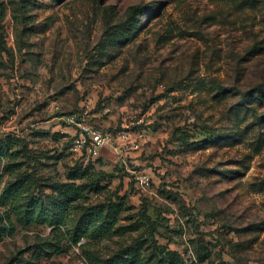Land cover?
Returning a JSON list of instances; mask_svg holds the SVG:
<instances>
[{
	"label": "rangeland",
	"instance_id": "374dc122",
	"mask_svg": "<svg viewBox=\"0 0 264 264\" xmlns=\"http://www.w3.org/2000/svg\"><path fill=\"white\" fill-rule=\"evenodd\" d=\"M1 2L0 137L20 138L46 192L77 168L103 176L88 203H122L126 234L75 244L15 221L0 264H90L89 249L130 245L152 262L163 245L187 264H264V0ZM68 116L111 133L100 156L72 150Z\"/></svg>",
	"mask_w": 264,
	"mask_h": 264
},
{
	"label": "trees",
	"instance_id": "16d2710c",
	"mask_svg": "<svg viewBox=\"0 0 264 264\" xmlns=\"http://www.w3.org/2000/svg\"><path fill=\"white\" fill-rule=\"evenodd\" d=\"M5 11L6 8L0 0V14L4 16ZM137 23L136 21L132 24L130 29L135 30ZM118 37L122 39L126 35L121 33ZM5 48L6 46L0 43V58ZM216 136L213 134L211 139ZM17 146L21 148L18 149ZM29 155L20 138L0 137V158L7 159L4 172L8 174L4 182V176L0 172V184L4 182L0 191V206L5 208L9 225H0V237L7 231H13L15 221L23 225L51 226L55 230L66 232V237L75 244L79 243L83 237H87L88 240H101L126 234L124 227L118 224L117 212L122 203L110 205L88 203V193L100 188L103 176L96 179L95 174L89 172L88 168H77L68 174L65 181L48 182L46 185L51 191L46 192L45 188L42 189V181L37 175L36 167H32L27 159L18 160ZM80 179H84L83 182H78ZM39 188L41 192L37 193ZM61 240L60 238L58 243L48 245L51 253L62 252ZM36 251L39 256L48 253L41 246L36 248ZM86 254L90 264H187L184 256L177 250L163 245H157L152 251L151 255H155L153 262L152 256L143 255L138 245H130L110 257H104L98 249H89ZM206 257L201 256L200 261H205ZM221 264L233 263L222 262ZM240 264H248V262Z\"/></svg>",
	"mask_w": 264,
	"mask_h": 264
},
{
	"label": "built area",
	"instance_id": "2783aa9c",
	"mask_svg": "<svg viewBox=\"0 0 264 264\" xmlns=\"http://www.w3.org/2000/svg\"><path fill=\"white\" fill-rule=\"evenodd\" d=\"M66 120L77 126V133L72 144V150L78 152H86L87 154L98 157L101 155L102 148L110 141L111 133H103L95 129L91 124L76 118L75 116H68ZM127 134L121 132L117 136L118 142H126ZM137 145V144H136ZM139 179L145 180L146 175H138Z\"/></svg>",
	"mask_w": 264,
	"mask_h": 264
}]
</instances>
